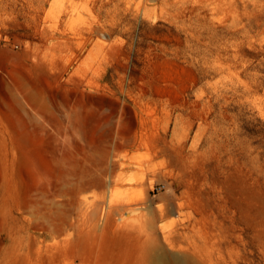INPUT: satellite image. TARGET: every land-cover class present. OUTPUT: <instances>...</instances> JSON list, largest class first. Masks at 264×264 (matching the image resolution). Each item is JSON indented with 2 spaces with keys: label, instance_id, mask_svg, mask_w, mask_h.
Instances as JSON below:
<instances>
[{
  "label": "rangeland",
  "instance_id": "374dc122",
  "mask_svg": "<svg viewBox=\"0 0 264 264\" xmlns=\"http://www.w3.org/2000/svg\"><path fill=\"white\" fill-rule=\"evenodd\" d=\"M0 264H264V0H0Z\"/></svg>",
  "mask_w": 264,
  "mask_h": 264
},
{
  "label": "trees",
  "instance_id": "16d2710c",
  "mask_svg": "<svg viewBox=\"0 0 264 264\" xmlns=\"http://www.w3.org/2000/svg\"><path fill=\"white\" fill-rule=\"evenodd\" d=\"M258 134V132H256Z\"/></svg>",
  "mask_w": 264,
  "mask_h": 264
}]
</instances>
